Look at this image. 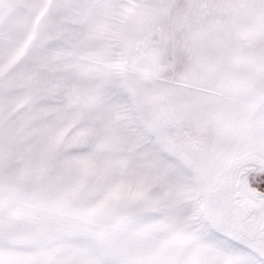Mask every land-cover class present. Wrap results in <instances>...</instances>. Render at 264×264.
Here are the masks:
<instances>
[{
	"label": "snow or ice",
	"instance_id": "6c2138e0",
	"mask_svg": "<svg viewBox=\"0 0 264 264\" xmlns=\"http://www.w3.org/2000/svg\"><path fill=\"white\" fill-rule=\"evenodd\" d=\"M0 264H264V0H0Z\"/></svg>",
	"mask_w": 264,
	"mask_h": 264
}]
</instances>
